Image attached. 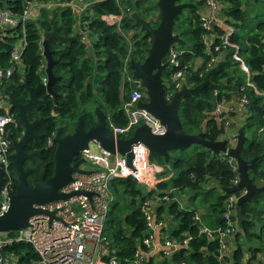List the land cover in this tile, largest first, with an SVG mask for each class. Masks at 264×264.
<instances>
[{"label": "trees", "instance_id": "trees-1", "mask_svg": "<svg viewBox=\"0 0 264 264\" xmlns=\"http://www.w3.org/2000/svg\"><path fill=\"white\" fill-rule=\"evenodd\" d=\"M27 1L0 0V6L12 12H20ZM193 3L195 7H189L187 8L189 11L184 15L176 16L173 32H177L183 41L171 46L182 51L178 56L180 67L184 63L191 62V66L185 68L183 83L194 86L200 83L205 75H208L209 83L199 90V95L188 94L181 100L178 113L182 127L187 132L203 131L204 136L211 140L221 139L224 132L223 115L226 112L216 116L207 111L221 95L230 99L245 92L249 103L244 109L238 106L236 113L241 116L240 125L244 127V133L252 129L254 135L245 141L240 153L246 159L259 155L257 161L248 169V173L254 181L258 177L260 182H263L264 143L256 138L255 132L264 130V128L259 130L264 124V95L255 92L252 86L246 84V73L241 69L239 61L232 57L234 47L221 44L218 51L213 48L214 44L220 43L218 35L222 32V28L214 25L210 29H205L201 25L199 8L196 7L204 4V0H194ZM216 4L218 13L233 27L230 40L237 43L239 53L250 69L249 80L257 89H264V71H261L264 66L262 50L264 0H216ZM133 11H137L141 17L149 20L151 25H157L158 8L155 0L154 2L91 0L81 13L79 25L75 24L76 17L71 7L61 4L40 6L37 16L26 20L24 24L26 44L21 52L22 73L15 68L9 77L0 80V88L3 92H11L19 102H25L28 97V91L21 86L25 76L32 86L45 76L42 32L50 30L55 25L62 36L70 37L65 41L54 37L48 40L52 57L57 59L52 71L55 75H60V78L52 84L56 95L41 93L42 100L28 111L29 119L47 117L44 122L34 127V131L43 133V136L31 138L26 147V150L43 148L40 154L34 156L33 161L27 159L23 164L24 167L30 166L32 169L31 177L38 175L42 165H45L47 176L52 173L55 144L48 143V138L57 126H61L62 134L72 131L75 120L80 114H83L85 128L94 123V111L85 106L94 95L93 81L100 83L104 100L112 108L108 120L114 125H125L127 115L123 104L129 99L131 89L136 86V82H130L125 77L127 74L132 75L129 63L130 60L142 61L150 44L149 36L144 34L140 23L133 17ZM109 12L122 14L118 24L107 23L101 18L102 13ZM78 26L83 30L87 29L92 38L89 40L83 38L82 33L77 29ZM21 30V24L10 29L0 28V65L10 63L11 49L17 35L22 36ZM129 31L133 33L127 38L126 34ZM206 33H214V39L207 52L203 38ZM88 46L91 49L90 55L87 51ZM209 51H212L211 54H219L220 58L207 66L206 62L211 56ZM94 57L97 58L95 61H93ZM194 64L196 67H193ZM173 70L172 66L163 70L164 93L171 87ZM242 85L244 87L240 89ZM139 88L145 92L143 87ZM214 89L218 90L217 95L214 94ZM143 99H146L145 94ZM11 112L14 120L7 124L6 129L12 133V136L19 137L22 127L17 126L15 122L16 108H12ZM193 145L197 148L193 152H189L187 148L171 150L167 162L160 155L159 163L168 164L175 172L170 177L159 180L154 188L147 189L144 194L140 183L131 176L114 177L110 181L113 199L105 219L103 233L111 253L117 256L118 264H130L129 260L144 235L145 220L141 204L145 199L155 204L153 209L155 219L164 220L158 231L161 238H176L182 241L184 237H189L187 242L182 243L170 258L163 260L164 262L172 260L185 261L186 264H217L222 261L225 264H245L253 259L264 261V255L259 253L264 246L250 243L247 245V257L243 260V251L238 241V234L241 233L248 237L249 241L255 239L264 242L262 241L264 214L257 219L251 216L254 209L252 203L260 199L261 191L253 192L250 202H241L243 218L239 223H236L235 213L230 214L231 220H235L233 239L236 244L232 249L231 257L226 251H220L216 232L211 235L203 230L205 226L215 229L226 225L224 211L229 194H225L220 187L231 185L236 171L229 166L226 154L214 153L210 148L200 144ZM209 177L216 179L220 192L214 194L215 186L207 187L206 190L202 187V182ZM185 188L193 190L187 196L188 202L195 201L193 206H188L187 202L180 205L178 199L174 198L175 192L178 194ZM209 195L213 196V200L209 204L207 213L202 214L198 208ZM164 211L167 215H163ZM198 211L199 220L193 218V214ZM262 212L264 213V210ZM173 220L177 221V225L168 232L167 227ZM14 232L16 231L10 230L8 233ZM4 249L5 252L13 251L17 255L18 264H31L37 259V253L32 245L24 240L7 244ZM153 264L158 263L153 262Z\"/></svg>", "mask_w": 264, "mask_h": 264}, {"label": "built area", "instance_id": "built-area-1", "mask_svg": "<svg viewBox=\"0 0 264 264\" xmlns=\"http://www.w3.org/2000/svg\"><path fill=\"white\" fill-rule=\"evenodd\" d=\"M90 3L91 0H28L20 12H12L10 9L0 6V28L10 29L19 24H21L22 28V36L19 39V43L17 45L13 43L10 63L8 65H0V80L9 77L14 69H17L21 61V52L26 44L24 24L29 18L37 16L40 6L68 5L76 17L75 24L79 25L82 11ZM204 4L207 10L200 15L201 25L205 29H210L213 25L222 28V32L218 35L220 43L214 44L213 48L218 51L221 44L234 47L232 57L234 60L239 61L241 69L246 73V84L252 86L255 92L264 95V89H257L249 80L250 69L240 55L237 43L230 40L233 27L222 16H219L216 0H204ZM121 16V13L109 12L101 14V18L107 23L118 24ZM78 30L82 33L83 38L89 40L83 34L84 30L82 28ZM211 34L214 35V33ZM262 50L264 52V38L262 39ZM211 52L209 51L211 56L206 62L207 66L220 58L219 54H211ZM181 53V50L170 46L165 55L168 66L174 68L171 73V87L164 93L168 100L181 87L185 68L191 66V62L184 63L181 67L179 66L178 56ZM193 67H196V64ZM261 71H264V66ZM125 77L130 82H136L137 86L131 89L129 99L123 104L127 115L125 125L118 126L107 121V125L113 134H120L123 137L129 136L134 128L141 123L149 126L152 133H164L166 130L165 125L149 110L137 106V102L143 99L144 95L138 87L140 81L133 75L127 74ZM43 80H46V76L43 77ZM243 87V85L240 86V89H243ZM121 89L123 91V88ZM213 92L217 95L218 90L214 89ZM241 93V95L230 99L221 95L207 112L216 116L226 112L223 115V124L224 127H228L231 123V118L227 113H232V116L235 117L237 115V107L240 106L244 109L249 103L245 92ZM13 120L14 116L10 109L9 99L2 91V88H0V168L3 175L0 188V214L8 208L10 192L14 188V177L11 172L12 148L6 129L7 124ZM263 128L264 124L259 127V130H263ZM51 137L48 138V142H50ZM228 137H235L236 139V134L228 135ZM226 140L227 146H229L230 142L227 138ZM96 146L99 148L98 152L93 151L91 145H89L88 148L82 151L81 155L87 160L98 163L99 166L89 168L92 169L89 173L73 172L72 179L58 188L63 193L81 192L66 198L35 203L33 204L34 207L41 210L29 217L27 226L17 229L16 233L11 235L7 232H0V264H16L12 254H3L2 248L6 243L19 240L28 241L35 248L38 258L34 264H118L117 256L111 253L103 233L105 219L109 211L110 202L113 199L110 181L114 177L131 176L137 179L139 183L148 185V187L153 186L151 188H154L157 182L155 171L159 170V168H156L153 162L149 161L148 148L139 140L132 142L130 145L129 151L132 154L130 164L127 162L125 153L121 154L118 151L112 153L99 144H96ZM222 153L227 155L229 166L236 171L231 184L234 185L239 179L236 159L226 151ZM89 191L91 192L90 194H88ZM245 191V188H241L239 191L229 193L225 202L224 217L226 218V225L224 227L219 226L215 229H210L205 226L203 228L211 235L216 232L220 242V251H226L227 241L225 238L234 232L235 220H231L230 214L235 213L237 197ZM141 209L145 220L144 235L129 260L130 264H153V262L158 264H186L185 261L171 260L170 262H164L163 260L170 258L171 254L182 243H186L189 237H184L182 241L176 238H161L158 231L164 220L162 218L155 219L150 200L145 199L141 204ZM50 212H53L52 216ZM199 217L200 214L198 212L193 214V218L199 220ZM217 264L225 263L219 261ZM245 264H264V261L253 259Z\"/></svg>", "mask_w": 264, "mask_h": 264}, {"label": "water", "instance_id": "water-1", "mask_svg": "<svg viewBox=\"0 0 264 264\" xmlns=\"http://www.w3.org/2000/svg\"><path fill=\"white\" fill-rule=\"evenodd\" d=\"M158 8L157 25H151L150 21L141 17L137 11L132 15L138 21L144 34L150 38V44L146 48V55L142 61L130 60L129 66L132 75L140 81L141 87L145 90L146 99L137 102L138 107H143L153 113L164 125L165 132L161 134L152 133L149 126L145 123L136 126L130 136L123 137L120 134H113L107 125V115L100 107H96L95 121L89 127H84L83 114L78 115L72 131L61 133V126H57L51 142L55 144L53 152L52 173L45 176V165H42L37 177L32 179L30 184L28 174L31 168H24L23 161L26 157L34 158L42 152L43 148L26 151L25 145L31 138H39L43 133L34 131L36 124L44 122L47 117L40 116L34 119L28 118V111L41 101V93L56 95L52 89V84L60 75H55L52 71L53 64L57 61L51 54L48 46V40L54 37L60 41L68 40L70 37L62 36L58 32L57 26L50 30L42 32L41 45L42 53L45 58L44 72L46 80L43 79L32 86L28 82L27 76L21 83L28 91V97L25 102H19L11 92L4 93L9 99L10 109L16 108V125L22 127V133L19 137L12 136L8 132L7 137L11 143L12 160L11 172L15 177L14 190L10 192L8 208L0 214V232L17 230L24 228L28 224L29 217L41 209L34 207L35 203L66 198L81 191L63 193L58 188L72 179L73 172L89 173L92 169L86 168L83 164L87 159L81 155L90 143L99 144L104 149L121 154H126L127 162L130 164L131 152L129 151L132 142L137 140L143 142L148 148V159L153 161L154 156L161 155L165 161L169 160L171 150L184 149L190 144H200L210 148L214 153L226 151L236 159L238 181L234 185L221 186L225 194L239 191L245 188L246 191L237 197L235 203L236 223L243 218L240 204L243 201H251L253 192L264 190V181L258 184L249 176L248 169L257 161L259 155L250 159L241 156V150L248 136L244 133V127L240 125L236 133L234 145L227 146L225 138L211 140L204 136L203 131L187 132L183 129L178 108L181 100L188 94L199 95V90L209 83L208 75L198 84L187 86L182 83L168 100L164 94L163 70L168 66V61L164 57L169 47L174 43H181L183 40L177 32H173L175 18L184 8L194 7V3L183 0H156ZM88 55L91 53L90 46L87 47ZM85 107H83L84 109ZM3 175L0 168V188ZM91 192L89 191L88 194ZM51 216L53 212H50Z\"/></svg>", "mask_w": 264, "mask_h": 264}, {"label": "rangeland", "instance_id": "rangeland-1", "mask_svg": "<svg viewBox=\"0 0 264 264\" xmlns=\"http://www.w3.org/2000/svg\"><path fill=\"white\" fill-rule=\"evenodd\" d=\"M149 1L154 2V0H149ZM186 1H192L193 2L194 0H186ZM155 2H156V0H155ZM196 7L202 10L205 7V4H202V5L200 4V5H197ZM186 9L187 8H184L183 11L180 14H183L184 15L186 12L189 11L188 9L187 10ZM183 15H182V18H183ZM176 23H177V21H176ZM183 27H185V25H183ZM79 28L80 27L78 26L77 29H79ZM132 33H131V31L127 32V34H126L127 38L129 36H131ZM139 33H141V32H139ZM83 34H85V36L87 38H92V35L89 34V31L87 29L84 30ZM15 35H17V34H15ZM20 38H21V36H18L17 35V37L14 40V44L15 45H17L19 43V39ZM203 38L205 40V45H206L205 52H207L208 51V47H209L211 41L214 39V35H212L211 33H209V34L204 35ZM96 59L97 58L94 57L93 58V61H95ZM43 68H44V65H43ZM17 71L20 72V73H22V64H21V61L18 64ZM92 85H93V94L94 95L86 103V105H85L86 108L87 109H90L92 111H95L96 107H100L101 106L100 108H102L104 110V112L107 115V118H109L110 115H111V113H112V108L104 100V95H103L102 89L100 88V83H98L97 81H93L92 82ZM138 87H140V85ZM2 91H3V89H2ZM143 94H145V92H143ZM232 115L233 114L230 113V118H231L230 125L228 127H224V132H223V134L221 136V139L222 138H225V139L227 138L229 140V142H230V145H234L236 139H235V137H228V135L236 134L237 133V129L240 126L237 123V119L236 118L233 119V116ZM246 135L248 136V139H250L254 135L253 130L252 129L251 130H247L246 131ZM255 136H256L257 139L263 141V143H264V130L261 131V132H255ZM48 143H51V142H48ZM193 144L194 143H192V144H190L189 146L186 147L189 152H193V151H195L197 149ZM90 145H91L93 151L98 152L99 148L96 146V144L90 143ZM155 161L156 162H161V159H160V156L159 155H156L155 156ZM83 165L86 168H93V167L99 166L98 163H95L92 160H87ZM164 166H165V169L167 170V172H169L170 170H172L171 167L168 164H165ZM262 166H264V158H263ZM13 177H14V175H13ZM255 180H256V182L258 184H261L262 183V182H260V180H259L258 177ZM210 186H215L214 194L220 192V190L217 187V181L213 177H209L207 180H205L204 182H202V187L205 190H206L207 187H210ZM140 187L142 188V193L144 194L147 191V187L144 184H142V183H140ZM13 190H14V188H13ZM183 191H184L183 193L186 194L185 196H184V194H181V191H180L178 194H177V192H175L174 195H176V196H174V198L176 197V199H178L180 205H184L187 202L188 203L187 204L188 206H193V204L195 203V201H191L190 200V202H188V199H187V196L190 195L193 192V190L190 189V188H185V190H183ZM261 192H262V195H261L260 199L252 203V206H253L254 209L252 210L251 216L254 219L255 218L257 219V218H259V216L261 214H264L262 212L264 210V190L261 191ZM169 200H172V199H169ZM212 200H213V196L212 195H209V196H207L206 200L202 202V204L198 208V209H200V212L202 214H206L207 213L208 209L210 208L209 207V204H210V202ZM151 205H152V207L154 209L155 208V204L153 205L152 202H151ZM163 215H167V213L164 211L163 212ZM201 218H202V216H201ZM176 225H177V221L176 220H173V222H171L169 224V226L167 227V231L169 232L171 230V228L176 227ZM255 230H257V227L255 228ZM225 240L227 242L228 241H231V243H228L227 246H226V248H225L226 254L229 257H231L232 256V249H233V247H235L236 244L234 242L233 237L227 236L225 238ZM238 241L240 242L241 248H242V251H243V256H242L243 260L247 257V253H248V251H247V245L249 243L252 244V245H256L257 244V245H260V246H264V242H259L258 240H255V239H253L252 241H249L248 240V237H246L245 235H243L241 233L238 234ZM262 241H264V235L262 237ZM259 253L261 255H264V247L262 249H260V252Z\"/></svg>", "mask_w": 264, "mask_h": 264}, {"label": "crops", "instance_id": "crops-1", "mask_svg": "<svg viewBox=\"0 0 264 264\" xmlns=\"http://www.w3.org/2000/svg\"><path fill=\"white\" fill-rule=\"evenodd\" d=\"M183 1H186V0H183ZM187 2H192V1H187ZM193 3V2H192ZM195 5V4H194ZM195 7V6H194ZM187 8H189V7H187ZM200 10V14L202 13H204V12H206V10H207V7H206V5H205V7L201 10V9H199ZM201 14V15H202ZM219 14V13H218ZM219 16L221 17V15L219 14ZM214 26V25H213ZM45 65V64H44ZM144 100V99H143ZM237 119V123L240 125V120H241V116L240 115H236L235 117H233V119ZM107 121L109 122V120H108V118H107ZM142 124V123H141ZM138 126V125H137ZM133 132V131H132ZM132 134V133H131ZM130 136V135H129ZM127 137V136H126ZM160 156V155H159ZM154 158H155V156H154ZM153 158V164L156 166V168H159V170H156L155 171V177H156V179H157V182L159 181V180H161V179H166V178H168V177H170L171 176V174H174V170L172 169V170H170L169 172H167V170L165 169V166H164V164L163 163H159V162H156L155 161V159ZM165 160V159H164ZM157 182H156V184H157ZM146 187H147V189H150L151 187H153V186H151V187H148V185H145ZM183 190H185V189H182L181 190V194H184L183 192ZM186 194H184V196H185ZM198 213L200 214V212L198 211ZM170 220H168V222H169ZM14 231H16V230H14ZM9 231H7V233H8ZM16 232H14V233H12V234H15ZM9 234V233H8ZM11 235V234H10ZM233 234H231V235H229L230 237H233L232 236ZM20 241V240H19ZM25 241V240H24ZM14 242V241H13ZM28 242V241H27ZM12 242H10V243H6V244H4V246H3V248H2V253L3 254H5V255H10V254H12V256H13V259H14V261H15V263L16 264H18V259H17V255L13 252V251H9V252H5V249H4V247H5V245H7V244H11ZM30 243V242H29ZM228 243H231V241H228L227 242V244ZM31 244V243H30ZM32 245V244H31ZM32 247H33V245H32ZM34 248V247H33ZM34 250H35V248H34ZM36 251V250H35ZM37 253V252H36ZM37 258H38V254H37ZM37 260V259H36ZM36 260L35 261H33L31 264H34L35 262H36Z\"/></svg>", "mask_w": 264, "mask_h": 264}, {"label": "flooded vegetation", "instance_id": "flooded-vegetation-1", "mask_svg": "<svg viewBox=\"0 0 264 264\" xmlns=\"http://www.w3.org/2000/svg\"><path fill=\"white\" fill-rule=\"evenodd\" d=\"M50 142H51V140H50ZM28 143H29V142H28ZM51 143H52V142H51ZM51 143H50V144H51ZM26 147H27V145L24 146V149H25V150H26ZM26 151H31V150H28V149H27ZM34 156H35V155H34ZM27 159H29L30 161H31V160L33 161V160H34V158L26 157V158L24 159V161H23V164H24V162H25ZM23 167H24V165H23ZM24 168H30V166H29V167H24ZM31 173H32V172H30V173L28 174V180H29V183H30V184L32 183V179H33V177L30 176ZM45 176H47L46 173H45ZM34 177H37V175L34 176ZM14 181H15V179H14Z\"/></svg>", "mask_w": 264, "mask_h": 264}]
</instances>
